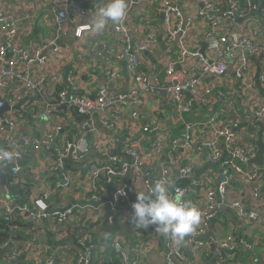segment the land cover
<instances>
[{
    "label": "built area",
    "instance_id": "1",
    "mask_svg": "<svg viewBox=\"0 0 264 264\" xmlns=\"http://www.w3.org/2000/svg\"><path fill=\"white\" fill-rule=\"evenodd\" d=\"M97 0H54V13L57 36L50 42L44 44L40 51L47 47L52 49L53 57L62 54L63 48L56 46V40L60 35L68 38L82 30L79 26L80 19H89L93 17L94 12L90 6ZM161 3L162 4V30L166 37L172 53L177 58L171 60L157 79H154V86L147 83L146 76L140 72L142 62L140 56L149 51L155 42L156 34L154 30L146 32L141 40L132 41L131 29L124 25V20L112 28V34L116 43L106 48L107 57L111 56L118 59L126 58L127 68L133 81V92L124 93L117 96L111 93L106 87H100L96 90L95 100H87L78 93H72L66 88L47 90L45 87V73L47 70V56L40 52H30L20 42L19 22L17 15L7 11L0 0V36H4V42H0V109L6 103L9 107L21 105L22 112L27 111L34 120H43L49 118L54 111L71 110L76 112L80 119L81 135L73 141L60 142L56 135L61 130L56 126L48 132H45L37 138L30 135L21 137V146L14 147L15 135L21 134L20 124L24 121L22 115L15 116L12 111H5L0 117V141L4 143L0 150H10L14 153V159L7 162H0V169L9 168V174L13 178L22 172L21 162L23 161L28 148L34 151L45 149L52 152L55 157V166L61 168L65 160L73 164H79L86 161L92 152L91 143L88 138H95L99 135V130L95 125L93 115L97 114L100 125L107 129L111 135L116 131L115 115L127 103L141 110L144 102L143 96L155 94L156 91L166 93L167 105L177 115L190 110V101L185 100V94L193 96L196 103L200 106H207L212 94L210 87L201 84L202 80L209 76L221 77L228 71H232L236 80L243 88H251L249 61L253 58L260 59L259 82L264 91V42L258 44L247 34L246 27L243 32L233 29L236 18H244L248 12L242 0H227L223 11L213 0H204L202 7L196 9L192 16H185L181 9L173 0H126L128 10L138 3ZM226 10V11H225ZM207 27L205 31V45L208 56H201L198 51H190L187 48L189 31L197 23ZM228 27L229 33H221L222 29ZM67 40V39H66ZM120 46L121 49L115 50ZM80 52H82L80 50ZM100 56V54H98ZM37 63L42 69L33 71L31 67ZM107 82L112 84L120 80V74L112 65L105 67ZM193 75H192V74ZM160 74V73H159ZM10 88V92L4 98V90ZM32 94L37 98V104L24 103ZM254 95V94H253ZM223 97V93H219ZM225 111L215 114L227 113L230 105L227 100L221 101ZM96 112V113H94ZM113 112V114H112ZM134 119L137 118L135 112H131ZM250 121H258L264 124V94L254 95L253 111L249 116ZM237 123L228 126H220L213 132L211 140L205 144L207 151L206 160L208 163L218 162L224 155L226 161L221 168L224 181L213 187L212 182L202 188L206 206L199 204V200H194V204L200 211V219L211 218L215 215L219 207L218 201L222 206L232 210L238 217L249 221H255L257 214L247 212L243 209L240 202L230 203L227 199V189L235 180H242L250 186L251 196L256 198L262 189V178L264 176V166L254 169L250 175L245 170V163L255 154L256 148L253 143H238L233 129ZM143 135H153L150 145L154 154H160L167 148H171L166 156V161L160 166V176L151 180L149 172L145 169L142 158L132 145L128 147L127 153L131 161H124L123 158L109 157L106 147L111 143V139H99L102 145V155L105 156V163L92 165L86 173V196L89 202L95 205L102 203L105 211L104 222L111 226L115 215L124 202L129 200L128 188L122 182V178L128 169L132 172L133 180L138 183L139 191L143 194H150V188L156 181H168L171 185L170 194L174 196H186L188 192L187 185L183 182L189 179L191 169L189 166L182 165L175 156L178 149L187 150L191 147V129L186 127L181 135L172 142L161 135L157 127L143 125L141 128ZM112 132V133H111ZM264 136V134H263ZM143 139V137H142ZM222 140V144L219 142ZM5 144L10 146L4 147ZM13 147L11 148V146ZM177 173L176 177H172ZM70 173H66L61 181L54 184L55 190L67 191L71 188L72 182ZM181 180L180 183H177ZM114 186V191L109 200L104 201L105 186ZM5 186V185H4ZM0 193V211L1 219L4 221L12 220L15 224L8 226L10 235L21 234L26 237L22 241H6L0 244V264H26V262H16L20 259L23 252L33 250L36 244L40 242L45 235L49 215L47 206L42 200L35 201L33 205L23 204L21 206L11 205L13 198L7 189ZM123 193V194H121ZM79 206L72 205L65 211H54L52 216L57 225L53 226L55 242H62L71 238L84 254H79L80 263L91 264L92 254L97 249L95 242V229L91 227L87 219H75L74 213L79 210ZM29 224L31 229L23 230L17 225ZM103 223V224H105ZM150 235L151 241L157 231L154 226L146 229ZM203 229L195 228L193 233L187 236L186 241L192 246L193 253L199 255L203 250V243L198 240ZM171 239L165 245L162 252L166 264H188L184 253L172 243ZM130 240H127L126 234H120L110 242V250L116 260L111 259L109 264H140L142 250L132 249ZM142 248V247H141ZM227 249V247L225 248ZM230 250V249H228ZM229 259L228 253H221L212 264H226ZM56 258L53 255L45 256L37 264H56ZM192 264H201L194 261Z\"/></svg>",
    "mask_w": 264,
    "mask_h": 264
},
{
    "label": "crops",
    "instance_id": "2",
    "mask_svg": "<svg viewBox=\"0 0 264 264\" xmlns=\"http://www.w3.org/2000/svg\"><path fill=\"white\" fill-rule=\"evenodd\" d=\"M5 11L17 15L20 18L19 32L20 42L25 48L32 52H40L47 56V68L43 73L45 76V87L47 90L66 88L72 93H78L87 100H95L96 90L100 87L113 89L120 94L133 92V81L127 68L126 58L118 59L106 55V48L113 46L116 39L112 34V28L117 25L109 21L105 30L96 33L90 26L91 18L80 19L78 23L82 30L68 38L62 35L56 40V46L63 48L62 54L53 57L52 47H47L40 51L44 44L50 42L57 36L54 0H1ZM181 12L185 16H192L196 9L202 7L204 0H175ZM221 9H225L227 0H213ZM107 0H97L90 6L94 12L98 6H103ZM248 12L244 18H236L233 29L242 31L246 27V32L258 44L264 42V0H242ZM93 15V16H94ZM162 4L161 3H138L132 6L124 19V25L131 29L132 41H139L146 32L155 31L156 38L149 51L140 56L142 65L140 72L146 76L147 83L151 81V75L158 71L160 76L171 60L177 56L171 52L166 37L162 30ZM207 27L197 22L189 31L187 48L190 51H198L201 56L207 55L205 45V31ZM221 33H229V28L225 27ZM67 39V40H66ZM4 36H0V42H4ZM121 49L120 46L115 50ZM80 50L82 52H80ZM120 52V51H119ZM117 52V53H119ZM100 54V56H98ZM112 65L119 71L120 80L109 84L105 73V67ZM251 88L244 89L242 84L235 79L232 71H228L224 76H209L202 80L201 84L212 89L211 97L207 106H200L195 102L193 96L185 94V100L190 101L191 108L183 114H175L169 105H163L160 96L149 94L143 96L144 102L141 110L149 112L151 118L160 126H153L149 116L139 115L130 103L123 106L117 115L116 131L113 135L100 125L97 114L93 115L95 125L99 130V135L93 139L88 138L91 143L92 152L85 162L73 164L65 160L61 168L55 166V157L52 152L45 149L34 151L31 148L26 150L25 157L21 162L23 167L19 180L31 193L28 203L33 205L35 201L42 200L48 210L62 211L72 205L79 206V210L74 213L75 219H87L88 224L95 229V242L97 249L92 254L91 264H109L113 259L110 250V242L120 234H126L130 240L131 248L142 250L140 264H166L162 252L171 237H165L158 231L154 238L150 240V235L146 229L136 227L131 221L133 202L136 201L139 191L138 183L133 180L132 172H127L122 178V182L128 188L129 200L124 202L115 215L111 226H107L103 221L105 211L102 203L98 205L89 202L86 196V173L92 165L104 164L105 156L102 155V145L99 139H111V143L106 147L109 157L123 158L124 161H131L127 153L128 147L132 145L139 152L145 169L149 172L151 180L160 176V166L165 163L169 153L165 149L160 154L151 151L153 135H143L141 127L143 125L157 127L162 136L168 139V143L177 139L188 126L191 129V147L187 150L178 149L175 156L182 165L189 166L191 172L189 179L185 181L188 192L184 197L185 201L193 203L199 200V204L206 206L202 188L212 182L213 187L221 181V168L227 160L224 155L216 163H208L206 160L207 151L205 144L213 137V132L220 126H228L237 123L233 129L238 143H253L255 136L249 134L246 125L249 124L250 115L253 111L254 95L263 96L264 91L259 82L260 59L249 61ZM33 71L42 69L37 63L31 67ZM160 73V74H159ZM192 74V73H191ZM193 75V74H192ZM150 85V84H149ZM10 88L3 92L4 98L8 96ZM112 93V92H111ZM223 93V97L219 96ZM254 94V95H253ZM225 99L230 105L227 113L215 118V114L225 111L221 101ZM37 104L35 94L27 98L24 103ZM135 112L137 118L134 119L131 112ZM96 113V112H94ZM113 114V112H112ZM15 116H18L15 114ZM24 121L20 124L21 134L15 135L14 147L21 146V137L25 134L32 138H37L58 126L61 130L56 135L60 142L73 141L77 136L84 133L80 130V120L76 112L71 110L54 111L49 118L34 120L27 111L22 115ZM112 133V132H111ZM143 137V139H142ZM222 144V140L219 139ZM4 143L0 141V147ZM6 148L10 149L8 144ZM13 145L11 146V148ZM166 152V154H165ZM165 157V158H164ZM258 169V167H253ZM264 168V167H263ZM70 173L71 188L67 191L55 190L54 184L63 179L64 174ZM6 184L12 181L9 172L5 175ZM177 173L172 177H176ZM242 180L235 179L227 189V199L230 203L240 202L247 212L257 214L255 221H249L238 217L232 210L217 208L215 215L211 218L200 219L195 228L203 229L198 240L203 243V250L199 255H195L192 246L184 239L177 242L172 237V243L181 250L188 264L198 261L201 264H212L221 253H228L229 259L226 264H264V176L262 178V189L260 194L253 198L250 186L241 183ZM106 192L103 200L111 198L114 186H105ZM2 217L0 211V218ZM56 221L49 219L46 229L52 231ZM105 223V224H103ZM186 238V237H185ZM36 244L33 250L23 252L16 262H26V264H37L43 257L53 255L56 264H83L79 262V254L85 251L78 249L71 238L62 242H53L49 237H43ZM142 247V248H141ZM227 247V249H225ZM230 249V250H228ZM1 261V258H0Z\"/></svg>",
    "mask_w": 264,
    "mask_h": 264
},
{
    "label": "clouds",
    "instance_id": "3",
    "mask_svg": "<svg viewBox=\"0 0 264 264\" xmlns=\"http://www.w3.org/2000/svg\"><path fill=\"white\" fill-rule=\"evenodd\" d=\"M127 11L126 0H107L103 6L97 7L90 26L94 32L101 33L109 21L113 24L123 21ZM13 159L12 151L0 150V162ZM170 188L168 181H156L149 190L150 194L138 193L131 205V221L136 227L144 229L154 226L161 235H171L179 243L193 233L200 222L201 213L182 196L171 195Z\"/></svg>",
    "mask_w": 264,
    "mask_h": 264
},
{
    "label": "water",
    "instance_id": "4",
    "mask_svg": "<svg viewBox=\"0 0 264 264\" xmlns=\"http://www.w3.org/2000/svg\"><path fill=\"white\" fill-rule=\"evenodd\" d=\"M226 11V10H225ZM158 74V71L154 72L151 75V81L149 82L150 85L154 86V78L155 76ZM110 92H112L113 94L120 96L121 94L116 92L113 89L109 90ZM156 95L160 96L162 104L163 105H167V99H166V93L163 91H156L155 92ZM132 107L135 109V111L139 114V115H143V116H149V119L151 120V123L153 126H160L159 124H157V122H155L151 116L149 112H145L143 110L138 109L137 107L133 106ZM5 111H12L17 115H23V112L21 110V105H16L14 107H9L6 103L3 105V107L0 109V117L3 115V113ZM63 111V110H62ZM246 130L249 134H253L255 136V141H254V146L256 148L255 154L252 158H250L249 160H247V162L245 163V170L251 175L253 173V167H258V168H262L264 166V124L262 122H254L251 121L249 124L246 125ZM171 148H167V151H170ZM165 152V154H166ZM165 158V157H164ZM9 168L4 167L2 169H0V193H3L4 190V184L6 182V178H5V174L7 172H9ZM130 172V169L127 170V174ZM221 181H224V177L221 175ZM218 204L220 206L221 209H225L224 206H222L220 204V202L218 201ZM65 211V210H62Z\"/></svg>",
    "mask_w": 264,
    "mask_h": 264
},
{
    "label": "trees",
    "instance_id": "5",
    "mask_svg": "<svg viewBox=\"0 0 264 264\" xmlns=\"http://www.w3.org/2000/svg\"><path fill=\"white\" fill-rule=\"evenodd\" d=\"M80 119H81V117L79 118V120ZM18 180H19V175L13 177L12 181H9L6 184L7 191L11 195V197L13 198V201L11 203V205H13V206H21L25 203H28V199H29V196L31 194L28 191V189H26V186H24V184H22ZM180 182H181V180L177 181V183H180ZM183 183H184V185H186L185 182H183ZM28 205H30V204H28ZM47 213L49 215V219L56 221L55 218L52 216V211L48 210V208H47ZM13 224H15V221H12V220L4 221L0 218V244L3 242H6L7 240L8 241H22V240L26 239V237H23L21 234L10 235L8 233V231H9L8 226L10 227ZM17 225L19 227H21L23 230L31 229L29 224L17 223ZM45 225H46V223H45ZM55 225H57V223H55ZM42 233H43V235H45V237H49V239L52 241V243L55 241L54 240L55 239L54 238V232L51 231L50 228L46 229L45 232H42ZM113 259L116 260L114 255H113ZM215 260H216V258H215Z\"/></svg>",
    "mask_w": 264,
    "mask_h": 264
},
{
    "label": "rangeland",
    "instance_id": "6",
    "mask_svg": "<svg viewBox=\"0 0 264 264\" xmlns=\"http://www.w3.org/2000/svg\"><path fill=\"white\" fill-rule=\"evenodd\" d=\"M174 2H176L175 0H173Z\"/></svg>",
    "mask_w": 264,
    "mask_h": 264
}]
</instances>
